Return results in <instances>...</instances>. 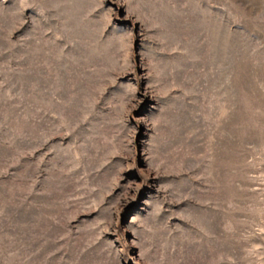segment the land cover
I'll list each match as a JSON object with an SVG mask.
<instances>
[{
	"label": "rangeland",
	"instance_id": "obj_1",
	"mask_svg": "<svg viewBox=\"0 0 264 264\" xmlns=\"http://www.w3.org/2000/svg\"><path fill=\"white\" fill-rule=\"evenodd\" d=\"M0 264H264V0H0Z\"/></svg>",
	"mask_w": 264,
	"mask_h": 264
}]
</instances>
